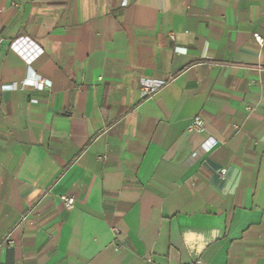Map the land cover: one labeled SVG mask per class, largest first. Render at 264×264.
<instances>
[{"label":"crops","instance_id":"0c3cea01","mask_svg":"<svg viewBox=\"0 0 264 264\" xmlns=\"http://www.w3.org/2000/svg\"><path fill=\"white\" fill-rule=\"evenodd\" d=\"M195 260L264 264V0H0V264Z\"/></svg>","mask_w":264,"mask_h":264},{"label":"built area","instance_id":"2783aa9c","mask_svg":"<svg viewBox=\"0 0 264 264\" xmlns=\"http://www.w3.org/2000/svg\"><path fill=\"white\" fill-rule=\"evenodd\" d=\"M255 39L258 43H262V37L258 34H255ZM38 87H42L47 84V82L43 79H38L36 82ZM187 130L188 131H202L203 130V119L201 116L197 115L193 117L188 125H187ZM217 140L211 136L207 137L204 142L200 145L199 149L200 150H205L208 151L210 148H212L214 145H216ZM195 154V153H194ZM221 174L224 173V169H221L220 171ZM62 202L64 207L70 209L73 207L74 204V197L72 195H67V196H62ZM188 264H203L199 260L192 261Z\"/></svg>","mask_w":264,"mask_h":264}]
</instances>
